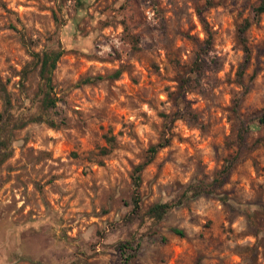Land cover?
<instances>
[{
    "label": "rangeland",
    "instance_id": "rangeland-1",
    "mask_svg": "<svg viewBox=\"0 0 264 264\" xmlns=\"http://www.w3.org/2000/svg\"><path fill=\"white\" fill-rule=\"evenodd\" d=\"M256 4L0 0V264H264ZM58 46L43 110L30 53Z\"/></svg>",
    "mask_w": 264,
    "mask_h": 264
},
{
    "label": "trees",
    "instance_id": "trees-1",
    "mask_svg": "<svg viewBox=\"0 0 264 264\" xmlns=\"http://www.w3.org/2000/svg\"><path fill=\"white\" fill-rule=\"evenodd\" d=\"M254 12L261 13L264 12V0H257V4L254 6ZM246 24L240 28H245ZM63 53L62 47H54L50 49H44L41 51H32L30 56L32 58L33 66L36 68V74L39 78V93L40 99L39 103L43 110L53 107L54 106V98L51 95L52 84H51V76L52 72L55 68V65ZM0 100L2 103V110L0 111V127L2 126L1 123L3 122L4 113H8L9 106H10V99L8 93L6 91L5 86L0 81ZM36 121H42L39 115L34 117ZM258 122L260 124H264V113L260 115L258 118ZM166 144V140L158 141L157 143L148 147V155L147 157L141 162L136 164L132 168L131 173V183H132V198H133V207L136 208L138 205L139 200V181H140V172L142 168L151 160L153 154L156 150L160 147H163ZM171 207V204L167 202H157L151 204L145 211L147 217L152 220L159 221L163 215L167 212V210ZM171 231L175 234L181 235L182 231L177 228H171Z\"/></svg>",
    "mask_w": 264,
    "mask_h": 264
}]
</instances>
